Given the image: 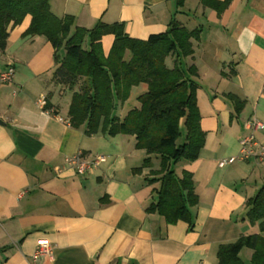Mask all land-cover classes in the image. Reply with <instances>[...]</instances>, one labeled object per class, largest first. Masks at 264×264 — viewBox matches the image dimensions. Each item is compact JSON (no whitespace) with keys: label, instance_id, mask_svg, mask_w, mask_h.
Returning <instances> with one entry per match:
<instances>
[{"label":"crops","instance_id":"obj_1","mask_svg":"<svg viewBox=\"0 0 264 264\" xmlns=\"http://www.w3.org/2000/svg\"><path fill=\"white\" fill-rule=\"evenodd\" d=\"M210 2L49 0L51 12L72 16L74 26L118 22L140 40L166 31L172 19L199 28L192 54L179 61L195 69L205 143L197 159L171 166L179 176L192 173L198 203L190 207L191 223L167 224L147 212L157 200V183L148 181L158 159L135 172L146 156L135 136L86 135L84 125L71 126L70 99L62 101L70 90L53 81L54 48L44 36H23L29 17L9 28L0 50V73L14 67L12 81L0 83V264H217L220 245L259 233L258 223L246 217L245 202L264 183V163L236 157L249 119L263 124L255 135L264 140V0H228L220 10ZM113 38H101L105 55ZM175 58L169 55L166 64ZM146 90L143 82L132 86L134 106ZM41 95L46 109L38 106ZM231 95L243 102L239 112ZM77 152L106 160L77 174L65 163ZM221 160L228 161L219 166ZM43 241L51 252L34 261ZM251 255L249 248L239 253L246 263Z\"/></svg>","mask_w":264,"mask_h":264},{"label":"trees","instance_id":"obj_2","mask_svg":"<svg viewBox=\"0 0 264 264\" xmlns=\"http://www.w3.org/2000/svg\"><path fill=\"white\" fill-rule=\"evenodd\" d=\"M176 2L180 6L183 0ZM227 2L210 3L220 10ZM25 17H29V24L23 36H44L54 48L57 66L53 81L71 91L67 111L71 126L84 125L86 135L103 132L135 136L136 148L144 149L146 156L134 171L151 167L152 159H158V168L151 171L153 177L148 181L157 183V200L147 212H156L167 224L178 220L191 223L190 207L198 203L192 173L183 170L179 176L171 166L179 160L197 159L205 143L197 84L192 79L195 69H184L179 61V57L192 54L191 39L198 38L199 28L189 30L172 19L166 31L140 40L127 35L118 22H97L90 29L74 26L72 16L58 18L51 12L49 0H0V50L6 46L9 28ZM106 34L114 38L105 55L101 38ZM86 38L88 48L83 47ZM127 51L130 56L126 60ZM173 54L177 58L168 66L165 59ZM142 82L147 90L136 98L137 106L123 117L114 114L115 102L126 100L132 86ZM231 99L239 112L243 102L234 95ZM245 206L247 219L258 223L259 233L220 245L217 264H264V183ZM243 248L252 250L248 263L239 256Z\"/></svg>","mask_w":264,"mask_h":264},{"label":"built area","instance_id":"obj_3","mask_svg":"<svg viewBox=\"0 0 264 264\" xmlns=\"http://www.w3.org/2000/svg\"><path fill=\"white\" fill-rule=\"evenodd\" d=\"M14 75V67L8 65L7 68L0 73V83H7L12 81ZM38 106L46 109L47 99L46 95H41L38 98ZM263 124L256 118H251L245 123V128L248 132L239 139V153L237 159L246 161L251 158L259 163H264V140L256 137L255 131L262 128ZM106 157L104 155L89 156L82 152H77L65 158V163L72 167L77 174H85L96 168L100 163L104 162ZM228 160H221L219 166H223ZM51 252V246L43 241L36 247L33 260L36 261L39 257L48 255Z\"/></svg>","mask_w":264,"mask_h":264},{"label":"rangeland","instance_id":"obj_4","mask_svg":"<svg viewBox=\"0 0 264 264\" xmlns=\"http://www.w3.org/2000/svg\"><path fill=\"white\" fill-rule=\"evenodd\" d=\"M83 47L88 48V39L87 38L85 39V41L83 43ZM80 81H82V79ZM70 94H71L70 91L67 90V92L64 94V96L62 98V101L67 103V101H69V99H70ZM134 103H135V101H133V99H131L130 97H128L123 102L116 101L114 104V114H116L120 117H123V114L126 113L127 110L130 109L132 106H134L133 105ZM182 130L183 129H181V131Z\"/></svg>","mask_w":264,"mask_h":264}]
</instances>
